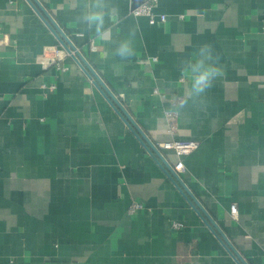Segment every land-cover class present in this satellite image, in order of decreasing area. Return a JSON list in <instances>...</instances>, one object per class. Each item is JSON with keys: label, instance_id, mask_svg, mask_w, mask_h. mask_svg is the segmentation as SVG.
I'll return each instance as SVG.
<instances>
[{"label": "crops", "instance_id": "obj_1", "mask_svg": "<svg viewBox=\"0 0 264 264\" xmlns=\"http://www.w3.org/2000/svg\"><path fill=\"white\" fill-rule=\"evenodd\" d=\"M38 2L153 144L172 125L198 143L178 177L264 264V0H158L155 22L107 0L104 39L82 19L89 0ZM204 45L222 74L188 96ZM188 199L28 0H0V264H237Z\"/></svg>", "mask_w": 264, "mask_h": 264}, {"label": "water", "instance_id": "obj_2", "mask_svg": "<svg viewBox=\"0 0 264 264\" xmlns=\"http://www.w3.org/2000/svg\"><path fill=\"white\" fill-rule=\"evenodd\" d=\"M134 8L139 4L140 0H132ZM28 2L32 5V7L36 10V12L40 15L43 21L48 25L51 31L54 33L62 47L67 51V53L71 56V58L76 62V64L83 70V72L92 79L93 84L96 88L102 93V95L106 98V100L110 103L116 113L121 117L124 123L128 126V128L132 131V133L138 138L141 144L145 147L148 153L161 165L162 169L165 171L167 176L173 181L176 187L181 191V193L187 198L188 195L191 198L189 201L192 208L197 211V213L203 218H207L211 225L214 226L216 231L219 234V239L228 253L232 256V258L236 261L237 264H246L237 251L233 248V246L227 241L226 237L217 229L213 221L209 218L204 208L201 204L195 199V197L189 192V190L185 187V185L181 182L178 177L176 171L170 166L166 160L161 155L160 151L156 148V146L146 137V135L142 132L140 127L136 124V122L130 117V115L125 111L122 105L118 102V100L114 97V95L109 91V89L105 86L102 80L96 75V73L92 70V68L88 65L84 57L80 54V52L76 49V47L71 43V41L66 37V35L61 31V29L56 25V23L51 19V17L46 13L43 7L40 5L38 0H28ZM133 8V9H134ZM162 164L159 162V160ZM165 168V169H164ZM182 188L178 186V184ZM183 189V191L181 190ZM186 193V194H185ZM203 216H202V215ZM204 219V218H203ZM205 220V219H204ZM207 223V222H206ZM208 226H210L208 224Z\"/></svg>", "mask_w": 264, "mask_h": 264}, {"label": "clouds", "instance_id": "obj_3", "mask_svg": "<svg viewBox=\"0 0 264 264\" xmlns=\"http://www.w3.org/2000/svg\"><path fill=\"white\" fill-rule=\"evenodd\" d=\"M87 11L83 13L82 19L89 28L95 27L98 37L104 39L109 36V31L104 30L105 16L109 15L113 22H117V17L110 15L107 8V0H89L86 5ZM116 54L121 58H129L134 55L131 41L125 39L121 41L116 49ZM212 60L210 45H204L200 49L199 57L190 63V67L185 68L184 75L190 81L188 96H199L212 86L213 80L221 75V71L214 64H207L206 61ZM182 103H186L182 101Z\"/></svg>", "mask_w": 264, "mask_h": 264}, {"label": "built area", "instance_id": "obj_4", "mask_svg": "<svg viewBox=\"0 0 264 264\" xmlns=\"http://www.w3.org/2000/svg\"><path fill=\"white\" fill-rule=\"evenodd\" d=\"M158 0H140L139 4L132 9V14L136 16H147L150 18V22H155L154 14H153V9L155 5L157 4ZM159 20L164 22L166 20V17L164 15L159 16ZM53 88V86L51 87ZM172 121L174 120V115H169L168 116ZM175 126L172 125L169 130L167 131L168 135L171 137L170 139L159 142L154 144L157 149L160 150H170L173 151V153L178 157V162L173 166V169L178 172L183 169V161L181 160L182 157L192 153L195 151L198 147V143L195 141H181L175 139ZM142 208V205L135 202L133 203L129 210L128 213L133 214L136 211L140 210ZM231 214L235 215L236 214V208L234 206L231 207L230 209ZM182 225L179 223H174L173 227L174 228H180Z\"/></svg>", "mask_w": 264, "mask_h": 264}]
</instances>
